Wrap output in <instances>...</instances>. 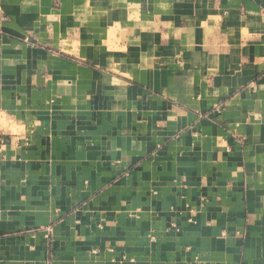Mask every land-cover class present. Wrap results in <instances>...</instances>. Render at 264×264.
<instances>
[{
    "label": "crops",
    "instance_id": "obj_1",
    "mask_svg": "<svg viewBox=\"0 0 264 264\" xmlns=\"http://www.w3.org/2000/svg\"><path fill=\"white\" fill-rule=\"evenodd\" d=\"M0 264H264V0H0Z\"/></svg>",
    "mask_w": 264,
    "mask_h": 264
}]
</instances>
